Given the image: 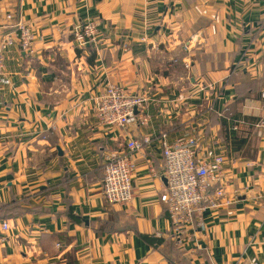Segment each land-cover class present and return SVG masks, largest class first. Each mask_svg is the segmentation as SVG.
I'll list each match as a JSON object with an SVG mask.
<instances>
[{"label": "crops", "instance_id": "obj_1", "mask_svg": "<svg viewBox=\"0 0 264 264\" xmlns=\"http://www.w3.org/2000/svg\"><path fill=\"white\" fill-rule=\"evenodd\" d=\"M8 14L36 36L33 53L4 54L0 264H264V0H0V41ZM87 19L99 42L79 47ZM109 83L147 98L125 127L97 117ZM162 132L197 137L198 161L225 157V197L209 189L182 245L157 139L137 153L132 201L102 195L105 156Z\"/></svg>", "mask_w": 264, "mask_h": 264}, {"label": "built area", "instance_id": "obj_2", "mask_svg": "<svg viewBox=\"0 0 264 264\" xmlns=\"http://www.w3.org/2000/svg\"><path fill=\"white\" fill-rule=\"evenodd\" d=\"M12 14L6 15L8 32L0 41V82L4 68V54L8 47L17 43L26 53H33L35 45V29L25 21L12 23ZM73 40L79 47L99 42V23L87 19L71 30ZM264 109V91L262 92ZM147 98L131 93L124 87L109 83L96 101V113L100 124L106 126L125 127L135 116L137 110L145 106ZM142 124H148L147 115H141ZM157 139L160 143L163 158V174L166 185L161 198L169 213L172 234L176 243L184 244L189 238L188 229L192 226L196 213L203 210L204 202L209 198L208 191L217 185L212 193L214 205H220L225 197L222 186L224 180V156H217L213 161H198L196 147L198 138L195 136L180 137L175 143L168 141L167 133L144 135L142 138H131L127 149L121 153H109L105 156L102 181V195L113 205H127L134 195L133 176L137 169V153H143L146 144ZM219 185V186H218ZM9 229L7 221L2 222L1 232ZM5 240V237H1Z\"/></svg>", "mask_w": 264, "mask_h": 264}, {"label": "trees", "instance_id": "obj_3", "mask_svg": "<svg viewBox=\"0 0 264 264\" xmlns=\"http://www.w3.org/2000/svg\"><path fill=\"white\" fill-rule=\"evenodd\" d=\"M90 45H93V44H90Z\"/></svg>", "mask_w": 264, "mask_h": 264}]
</instances>
